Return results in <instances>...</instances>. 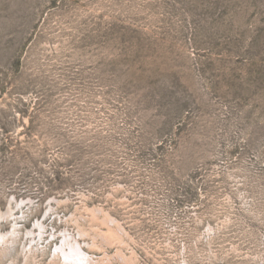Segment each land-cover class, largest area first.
<instances>
[{
    "label": "rangeland",
    "instance_id": "rangeland-1",
    "mask_svg": "<svg viewBox=\"0 0 264 264\" xmlns=\"http://www.w3.org/2000/svg\"><path fill=\"white\" fill-rule=\"evenodd\" d=\"M1 234L0 264H264V0H0Z\"/></svg>",
    "mask_w": 264,
    "mask_h": 264
},
{
    "label": "bare ground",
    "instance_id": "bare-ground-1",
    "mask_svg": "<svg viewBox=\"0 0 264 264\" xmlns=\"http://www.w3.org/2000/svg\"><path fill=\"white\" fill-rule=\"evenodd\" d=\"M4 236H6V234H1L0 239L3 240ZM75 243H76V241H75ZM66 250L64 248L60 249L62 254L66 258H68L69 261H73V263H75V264H87L88 263L87 257L85 255L84 256L82 255V251L78 247L76 248V247L71 246V247H69V251H66ZM73 254H75V255H73Z\"/></svg>",
    "mask_w": 264,
    "mask_h": 264
}]
</instances>
